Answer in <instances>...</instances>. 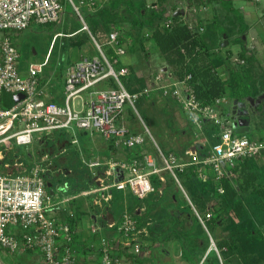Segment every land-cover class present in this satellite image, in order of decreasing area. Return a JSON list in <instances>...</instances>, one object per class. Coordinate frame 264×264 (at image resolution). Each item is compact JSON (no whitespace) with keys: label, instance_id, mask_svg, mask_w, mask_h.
<instances>
[{"label":"built area","instance_id":"1","mask_svg":"<svg viewBox=\"0 0 264 264\" xmlns=\"http://www.w3.org/2000/svg\"><path fill=\"white\" fill-rule=\"evenodd\" d=\"M110 0H0V264H10L1 251L10 254L38 253L37 264H139L144 255L138 239L140 229L137 219L128 210L122 213L117 232L104 234L93 228L92 233L99 236L92 240L91 250L83 257L79 255L75 239L76 230L71 223L55 214L60 202L49 189L50 171L55 163L48 165L39 161L29 164L19 152L11 153L13 140L17 144L29 146L35 142V135L43 143V158L59 148L57 140L61 133L72 129L98 131L117 148L146 146L148 136L144 131L135 130L123 119L127 106L139 113L136 105L142 97H150L154 91L166 97H172L188 112L190 123L195 130V139L185 149L183 157L175 150L166 151L150 138L158 156L152 151L144 154V159L109 158L108 160L83 159L91 169L94 187L84 188L79 195L92 197L94 205L103 206L112 196V188L129 189L139 198H144L154 191L152 173L169 171L185 191L199 221L208 230L210 242L198 264H206L207 255L213 250L220 264H225L215 238L206 225V220L213 216L212 208L199 211L188 196L177 170L189 165L195 166L199 178L207 179L213 175L216 179L224 176L234 177L233 166L241 158H262L264 156V131L248 135L245 125L236 124L239 118L232 112H223L224 106H234L235 100L227 95L215 98L213 103H204L198 99L187 78L180 79L161 67L144 86L131 80L130 65L117 67L122 54L127 49L119 43V30L111 29L106 43L115 50L116 55H109L102 43L90 31L85 21L84 11L95 10ZM70 4L80 18L83 29H88L93 37L98 54L83 55L71 61L65 69V83L62 99H51L47 81L42 76L50 62V53L40 62H32L27 71L21 70L22 51L16 44V34L29 29L36 23H59ZM172 18L162 21L169 26ZM203 29V27H202ZM57 38V35H56ZM191 75H188L189 78ZM114 78L116 86L107 84ZM128 82L130 84H128ZM10 99L14 94L18 99L10 107H4L3 94ZM203 119H209L220 126V138L216 142L207 141ZM242 127L244 131H238ZM146 130L150 132L149 127ZM59 132L58 138L54 137ZM66 140V139H65ZM74 142L77 138L72 139ZM57 145V146H56ZM199 147L202 150H199ZM62 151L65 150L61 149ZM53 153V152H52ZM220 193L223 185L218 186ZM109 226L115 220H107ZM83 260L85 262H83Z\"/></svg>","mask_w":264,"mask_h":264},{"label":"trees","instance_id":"2","mask_svg":"<svg viewBox=\"0 0 264 264\" xmlns=\"http://www.w3.org/2000/svg\"><path fill=\"white\" fill-rule=\"evenodd\" d=\"M218 1H222L224 8L235 11L225 0ZM125 3H128L129 6H126V9L131 14L128 19L130 26L127 29L123 28L122 22L128 17L124 11L120 10L121 7L125 6ZM146 4L145 2H139V0H110L95 10H85L84 17L90 31L102 43L109 55H116V53L112 46L106 43V39L103 40L102 27L106 23L114 24V28L119 30V43L125 46L127 53L132 52L137 57H147L150 55L152 48L159 50L168 70L180 79L187 78V82L192 85L196 97L204 103H213L216 97L224 95L241 103L245 102L246 97L264 92V73L259 75L255 72L254 57L248 54L246 50H242L239 52V62H233L231 60L233 53L231 48L221 45L223 39L219 37L221 32L227 29V23L225 22L228 18L227 13H224L222 18L214 15L209 21H204L199 17L196 24L182 21L180 15H172L170 25L166 26L161 22L165 17L164 9H157L156 2ZM236 15L242 24L241 31L246 30L248 25L243 20L242 14L236 12ZM230 23L234 24V21H230ZM78 24L79 26L71 31L74 32L72 35L77 39V45L82 46L87 40L86 37L90 40L93 37L89 30L83 29V24L79 17ZM84 33L87 35L86 37L82 36ZM56 41L53 47H55ZM147 41L151 43L150 47L147 45ZM123 63L120 58L117 67ZM65 65L60 67L57 74H54L56 72V68H54L56 66L54 65L51 68V73L50 70L46 73L44 70L41 77L44 80L50 77L52 79L56 78L61 82V86H64L63 73L66 69ZM223 66L227 69L228 76L226 78L222 77L218 72V69ZM131 70H133L132 67ZM157 71L153 73V76ZM188 75L191 76L188 78ZM145 79L142 77L141 82H145L138 84L144 86L146 83ZM131 80L133 81L132 74ZM107 84L116 86L117 83L114 78H111L104 83V85ZM128 84L130 83L128 82ZM16 99H18L16 94L8 99L4 93L2 105L5 107L6 103H13ZM148 99L150 97L142 96L138 100L148 101ZM165 99L169 103L179 104L172 97H166ZM151 101L153 102L154 100L151 99ZM228 107L227 105L224 106L223 112L226 113V111L231 109V106ZM233 107L232 111H230L232 112V117L236 114L233 112ZM130 111L135 115L134 111ZM203 125L208 143L218 141L220 138V126L209 119H203ZM65 137L66 133H61V143L66 141ZM186 146L182 149V154H185ZM126 149L132 153L130 158L138 157L141 160L144 159L145 152H156L153 144L131 146ZM165 150L168 151L169 149ZM199 150H202V148L199 147ZM233 170L236 172V176L229 177L226 175L221 179H216L213 175H210L207 179L199 178L194 165H189L182 170L178 169L177 174L192 203L195 204L199 211L203 212L208 208L213 209V216L206 220L207 227L212 230L219 223L224 222L223 228L228 230L229 233L226 237L216 242L221 255L224 256L227 263L263 264L264 229L261 225L263 223L258 215L259 212L257 211L258 213L256 214L255 211V215L250 213L249 207L245 202L247 201L251 206L256 203H260L261 207L264 206V164L259 165L258 158L251 156V158L238 159L233 166ZM166 172L168 177L167 184L159 178V174H151V179H153L156 189L149 192L144 198H139L129 189L112 188L113 196L109 202L105 201L106 206L114 216V209H119L120 211L128 209L135 216L140 233L138 239H133L132 241H140L143 250L146 248L150 249L157 241L169 242L172 237L176 236V238L181 240L182 257L189 260L191 264H198L210 242L208 231L205 230L203 224L197 218L192 204L183 194L182 198L185 201L181 202L182 198L174 188V186L178 185V181L169 171ZM85 174L88 181L93 182L92 173H87L86 171ZM220 185L224 187L223 193H220L217 189ZM246 190L251 191L252 196H249L251 198L243 199L242 192ZM93 207L95 206L93 205ZM103 216L104 218L102 219L105 224L107 223L106 213ZM260 216H264V214H260ZM174 218H178L184 225L185 222H188V219H191L194 221V225L183 226V229L180 230H172L173 233L162 232V227H167L169 220ZM64 220L71 223L73 227L74 217L71 213L70 216L68 213ZM115 220V223L110 226L111 228L107 229L112 234L117 232L118 229L117 219ZM105 226L108 225L105 224ZM108 231L107 234H110ZM98 236L97 233L94 234L93 240ZM193 237H203L204 244L192 246ZM88 246V244L80 245V247L77 245L79 253L83 252L86 254L88 249L91 250V245ZM153 247L151 248L152 250ZM166 252H169V250H166ZM195 255H199V258H195ZM206 263L220 264L215 251L212 250L207 255Z\"/></svg>","mask_w":264,"mask_h":264},{"label":"rangeland","instance_id":"3","mask_svg":"<svg viewBox=\"0 0 264 264\" xmlns=\"http://www.w3.org/2000/svg\"><path fill=\"white\" fill-rule=\"evenodd\" d=\"M138 1V0H137ZM152 4L156 2V8L159 10H163L165 17L162 21L167 18L172 17V15H180V19L184 22H190L192 24H196L197 18H202L204 21H209L212 19L214 15H218L220 18L224 17L223 14L227 13L228 18L226 19L227 29L223 30L220 34L222 41H225L224 46H229L232 50L231 60L233 62H239L240 56L239 52L242 50H246L248 54L254 57V69L257 74L264 73V0H225L230 7H233L236 12H239L243 16V20L248 25L247 29L241 31V23L237 19L236 12L233 10H228L224 8L222 1L218 0H139V2ZM146 4V5H147ZM125 6L121 7L120 10L124 11L126 16L128 17L124 20L122 25H124V29H127L130 26L128 21L129 17L131 16L130 12L127 11L126 6H129L128 3L124 4ZM230 11V12H229ZM80 19V18H79ZM230 21H234V24L230 23ZM105 23V22H104ZM78 17L73 10L72 6L68 3L65 7V12L63 14V18L59 23H39V24H32L29 29L22 30L19 34H16V44L19 47L20 51H22V60H21V70L27 71L28 67L32 62H40L45 59L48 53V48L50 42L53 40L55 34L57 35V41L55 47L53 44L51 45L50 51V62L45 67V73L50 70L55 65L56 72L60 70L62 65H65L67 62L71 60H75L80 58L83 55H92L98 54L99 51L95 47L94 40H90L87 35L82 34L85 36L87 40L83 43L82 46L77 45L74 35V30L78 27ZM111 29L114 28V24H103L102 27V35L103 40L107 39V34ZM88 30V29H85ZM4 35L3 32H0V37ZM56 36V35H55ZM76 43V44H75ZM147 45L150 47L151 43L147 41ZM54 48V49H53ZM54 51V52H53ZM134 53L129 52L126 54L121 55V59L123 61H127L129 63L133 62ZM133 58V59H132ZM140 65L137 68H134L132 71V78L134 83L143 84L141 82L142 75H140L139 68L143 70V75L145 76L146 82L150 80V77L153 76V73L159 70L161 67L166 66L165 60L162 57V54L159 50H155L152 48L150 55L144 59H141ZM66 66V65H65ZM167 67V66H166ZM137 70V71H135ZM53 72V69H52ZM218 72L221 74L222 77L226 78L228 76L227 69L223 66L218 69ZM104 83H99L100 86H103ZM152 97V98H151ZM151 99L154 101L152 102ZM12 101V100H8ZM6 101V102H8ZM245 102L238 103V106L241 104L242 110H247L252 105L258 106L260 108L258 111L260 113L253 114L251 118V127L249 131H246L248 135H254L255 133H260L264 131V92L259 93L258 95H252L250 97H246ZM232 102H230L231 105ZM12 103H6L5 107H10ZM138 107L139 113L135 115L131 113L130 107L127 106L125 110V114L129 115V118L133 121V126H137L140 131H144L147 134L149 143H154V140L150 138L151 134L153 135L155 141L162 147V149H169L179 151L183 157H186L185 154H182V149L185 148L187 144L194 140L195 137V130L190 123V116L188 112H186L181 106H178L176 103H169L163 95L159 92L154 91V94L150 96L148 101H140L136 102ZM229 105V107H230ZM228 107V108H229ZM253 107V106H252ZM226 113L232 111V107H230ZM133 111V109H131ZM238 112V111H237ZM255 112V111H254ZM257 113V111H256ZM242 121L246 120L243 116L240 117ZM249 120V119H248ZM128 124V123H127ZM249 124V121H248ZM130 126V123L128 124ZM146 126L149 127V131L146 130ZM131 127V126H130ZM133 128V127H132ZM135 130H138L134 127ZM38 134L35 135V142L29 146L17 144L16 140H13V150L10 151L11 153L19 152L21 156H23L26 161L28 162H36L43 165H48L49 161L57 160L58 157V149L53 147L54 143L51 140V148L55 150V152H50L48 158H43L45 151L42 150L44 148L43 143L38 139ZM60 136L59 132L55 135V137ZM70 138H77L76 142L68 144L72 149H76L80 161L84 158V153H96L99 155H105L103 151H107L111 154L106 146V139L96 130L94 131H87L81 129H72L70 131H66V137ZM4 145L0 146V149H3ZM168 150V151H169ZM130 156H132V153ZM155 153V152H153ZM77 155V154H76ZM156 156L157 153H155ZM86 158V157H85ZM159 159V156H158ZM259 165L264 164V156L262 158H258ZM3 165L0 166L2 168ZM86 170H80V172L85 175L91 172V169L87 166L84 167ZM163 180L167 184V172L162 171L161 174ZM54 186H49L51 192L55 191L56 194H59L61 197H67L70 193L75 191V185L80 182L83 183L81 187L91 188L94 187L95 184L91 183L90 181L86 180L85 178H81V180L76 179V177L72 174L67 175H59L57 178H52ZM69 188L68 191L64 192V188ZM174 188L178 191L179 196L182 198L183 195L188 200V197L182 187L179 185L174 186ZM183 194V195H182ZM243 199L251 198L252 196L251 191L246 190L242 192ZM185 201L184 198L181 199V202ZM249 207V212L255 215L258 213L259 217L261 218V222L263 224L262 227L264 229V216H260L264 214V206L261 207L260 203L254 204V206L247 201L245 202ZM258 211V212H257ZM254 212V213H253ZM64 219V218H63ZM194 225L193 220H189L185 222V225L181 223L178 218H174L169 220L167 227H162V232H172L175 229H183V226H192ZM204 226V225H203ZM224 222L222 221L217 225L214 229L211 230L214 238L218 242L219 239L226 237L229 233L228 230L223 228ZM205 228V226H204ZM142 230V229H141ZM206 230V228H205ZM102 232V229H100ZM208 231V230H207ZM104 232V229H103ZM173 233V232H172ZM175 236V234H173ZM192 246L202 245L204 244V238H197L193 237ZM75 244L79 247L80 245L90 244L92 243L89 239H83L82 237H78L75 239ZM88 246V247H89ZM154 246V247H153ZM153 247V250L151 249ZM150 249L143 250V256L139 260V264H191L189 260L185 257H182V247H181V240L176 238V236L171 241H157L155 242ZM167 248L169 252L163 248ZM89 252V249L86 251ZM2 257L8 261L10 264H37L40 260V255L38 253H17V254H10L6 251H1ZM79 255L83 257L85 254L80 252ZM199 256V255H198ZM195 255V258H199ZM222 256V255H221ZM224 258V256H223ZM83 262H85L83 260ZM225 264L227 261L224 259ZM207 264V263H206ZM209 264V263H208ZM236 264V263H235ZM264 264V263H263Z\"/></svg>","mask_w":264,"mask_h":264},{"label":"crops","instance_id":"4","mask_svg":"<svg viewBox=\"0 0 264 264\" xmlns=\"http://www.w3.org/2000/svg\"><path fill=\"white\" fill-rule=\"evenodd\" d=\"M55 35H57V34H55ZM55 35L53 37V40L50 42L47 55L50 53L49 50H51V45L53 44L54 41H56ZM133 56H134V59L132 58L133 62H131V63L122 60L125 64L130 65V67H132V69L137 68V66L140 65V62L142 61L141 58L142 59L146 58L145 56L137 57L136 54H134ZM69 63H67L66 66ZM138 68H139L140 75H142V77L145 78L146 75L145 76L143 75L144 72L141 69V66ZM135 71H137V70H135ZM64 75H65V71L63 73V76ZM64 83H65V76H64ZM46 86L48 87V89L51 92L50 93L51 99L59 102L63 96V94H62L63 93V86H61V82L59 80H57L56 78H54L52 80L47 81ZM124 116H126V118H129V115L128 114L126 115L125 112H124ZM122 120H124L128 124L130 123V126L133 127V129L135 127L139 130V128L137 126L132 125L133 124L132 120L125 119V118H123ZM56 138H58V137H56ZM72 141L73 140H71L70 138H66L65 142L61 143V140H57L55 142V143H57V142L59 143V148H57L58 149V152H57L58 157L56 158L57 160L53 161L55 163V166L53 167V170L50 171V173L48 175L49 181L51 183V185H49V186L53 187L54 183L52 181V178H57L61 174L62 175L72 174L78 180L79 179L81 180V178H85L86 180H88V178L86 177V174L83 175L80 172V170L85 169L84 168L85 164H84L83 160L80 161V159H79L80 157H79L76 149H72L70 147V145H68V144L72 143ZM105 141H106L105 147L109 151H111V154H109L107 151H103L105 153V155H102V156L99 154H96L94 152L88 153V154L84 153L83 159L94 160V159L98 158L101 160H108L109 158H117V159L126 158V159H129L131 157L130 153H128V149H126V148H120L119 149V148L113 146L107 139ZM64 148H65V150L62 151L61 149H64ZM52 152H54V151H52ZM33 163L34 162H31V161L29 162V164H33ZM82 184L83 183L78 182L75 185V191L70 193L69 196L64 197V198L59 196V194H56L55 191H53L56 195L55 201L60 202V204L58 206L59 208L55 211V214L61 218H64L65 216H67L68 213L70 216V213H71L74 217L73 229L76 230L77 236L82 237L83 239H89V240H91V242H93L92 240H93V236L95 233H92L91 230H93V228L95 227L96 229H102V233L107 234V231H108L107 229H110L111 227L108 225V223H105L106 225H108V226H105L102 218H104L103 215H104V213H106V217L108 220V217H109L110 213H112V212L107 208L106 202H104L103 206L94 205V203L92 202L91 196L79 195L78 192L85 188V187L84 188L81 187ZM69 188H67V186H66V188L63 189L64 192L68 191ZM93 205L95 207H93ZM122 212L123 211H120L119 209H114L115 216L112 213L114 220L117 219V222H119L121 220V217H122L121 216ZM103 229H104V232H103ZM110 234H112V233H110Z\"/></svg>","mask_w":264,"mask_h":264},{"label":"water","instance_id":"5","mask_svg":"<svg viewBox=\"0 0 264 264\" xmlns=\"http://www.w3.org/2000/svg\"><path fill=\"white\" fill-rule=\"evenodd\" d=\"M221 45L223 46V45H225V41H222V43H221ZM237 105H238V101L237 100H235V103H234V109H233V112L234 113H236L237 112ZM247 110H245V114H247ZM237 114V113H236ZM244 118H246V117H244ZM236 124H239V125H245V130H249V124H248V118H246V120H244V121H242L241 119H240V117H239V119H238V121H236ZM238 131H244V129L242 128V127H239L238 128ZM49 185H51V183L49 182ZM108 219L110 220V221H113L114 220V217H113V215H112V213H110V215H109V217H108Z\"/></svg>","mask_w":264,"mask_h":264},{"label":"flooded vegetation","instance_id":"6","mask_svg":"<svg viewBox=\"0 0 264 264\" xmlns=\"http://www.w3.org/2000/svg\"><path fill=\"white\" fill-rule=\"evenodd\" d=\"M253 106V107H252ZM252 106H250V108L249 109H247L248 110V113H247V115L244 113L245 112V110H242V106H241V104L239 105V109L237 108V111L238 112H236L237 114H234V116L236 115V117L237 118H239V117H241V116H243V117H246V118H248L249 119V127H251V124H250V122H251V118H252V115L253 114H258V113H260V111H258L260 108H258V106H254V105H252ZM233 109H234V107H233ZM255 111V112H254ZM256 111H257V113H256Z\"/></svg>","mask_w":264,"mask_h":264},{"label":"bare ground","instance_id":"7","mask_svg":"<svg viewBox=\"0 0 264 264\" xmlns=\"http://www.w3.org/2000/svg\"><path fill=\"white\" fill-rule=\"evenodd\" d=\"M57 35H60V34H57Z\"/></svg>","mask_w":264,"mask_h":264}]
</instances>
